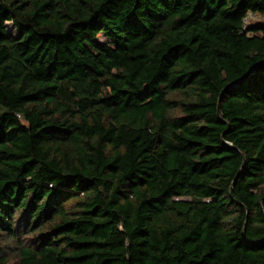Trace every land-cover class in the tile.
<instances>
[{"label": "trees", "instance_id": "obj_1", "mask_svg": "<svg viewBox=\"0 0 264 264\" xmlns=\"http://www.w3.org/2000/svg\"><path fill=\"white\" fill-rule=\"evenodd\" d=\"M249 13L264 0H0V264H264Z\"/></svg>", "mask_w": 264, "mask_h": 264}, {"label": "rangeland", "instance_id": "obj_2", "mask_svg": "<svg viewBox=\"0 0 264 264\" xmlns=\"http://www.w3.org/2000/svg\"><path fill=\"white\" fill-rule=\"evenodd\" d=\"M258 21H262L264 22V16L262 15H259V14H254V15H251L250 18H249V23H255V22H258ZM8 29L11 30L12 29V24L11 23H8ZM104 38L101 36L98 41L100 42H104Z\"/></svg>", "mask_w": 264, "mask_h": 264}, {"label": "built area", "instance_id": "obj_3", "mask_svg": "<svg viewBox=\"0 0 264 264\" xmlns=\"http://www.w3.org/2000/svg\"><path fill=\"white\" fill-rule=\"evenodd\" d=\"M251 15H254V14L249 13V15H248V16L246 17V19H245V23H248V22H249V18H250Z\"/></svg>", "mask_w": 264, "mask_h": 264}]
</instances>
